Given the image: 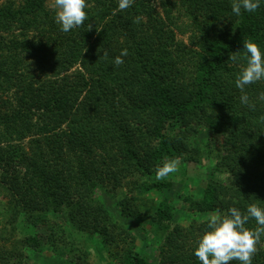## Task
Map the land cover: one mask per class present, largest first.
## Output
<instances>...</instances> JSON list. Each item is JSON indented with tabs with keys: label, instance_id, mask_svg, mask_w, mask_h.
Returning <instances> with one entry per match:
<instances>
[{
	"label": "trees",
	"instance_id": "1",
	"mask_svg": "<svg viewBox=\"0 0 264 264\" xmlns=\"http://www.w3.org/2000/svg\"><path fill=\"white\" fill-rule=\"evenodd\" d=\"M48 1L0 6V188L29 225L46 226L48 212H62L69 228L99 236L102 247L122 243L118 264H154L132 247L127 229L146 219L162 240L159 264H201L194 251L206 221L173 224L166 196L143 218L133 194L171 189L156 179V168L169 158L195 161L186 139L205 130L220 146L216 167L228 183L210 178L201 198L188 200L192 210L264 208V80L244 89L254 110L235 84L246 66L243 42L264 52V0L239 16L232 0H161V15L151 0L126 10L118 0H87L89 19L67 33ZM180 16L190 25L179 26ZM190 26L196 41L188 46L174 29L185 34ZM122 49L128 55L117 67ZM106 182L132 194L119 203L122 224L96 198ZM252 264H264V248Z\"/></svg>",
	"mask_w": 264,
	"mask_h": 264
},
{
	"label": "rangeland",
	"instance_id": "2",
	"mask_svg": "<svg viewBox=\"0 0 264 264\" xmlns=\"http://www.w3.org/2000/svg\"><path fill=\"white\" fill-rule=\"evenodd\" d=\"M6 1L0 0V6ZM11 1L16 5L21 3L20 0ZM160 2L161 0H151L152 6L161 15ZM51 3L53 0L48 1L46 8L56 14L55 10L50 7ZM175 15L179 14L175 12ZM179 19V26L182 23L185 27L187 24L190 25L188 18L180 16ZM179 29L182 28L179 27ZM174 32L176 39L188 46H190L191 40H193L192 43L196 41V32L191 26L185 34H180L178 29H174ZM28 37L31 39L35 36L30 33ZM186 140L189 144L190 154L195 161L181 158L179 170L161 179L162 181H169L172 188L161 192L151 191L133 194L140 198L139 202L136 203L144 207L141 209V213L144 214L143 218L147 214L145 208L157 206L165 196L173 205V224L175 225L185 228L192 221L196 223L207 221L211 214V212L192 210V205L189 206L188 200H199L205 184L212 177L217 182L228 183V176L216 167L222 155L220 146L216 139L207 136L205 130L196 137H187ZM149 180L156 179L149 178ZM95 195L114 220L118 221L119 224L126 221L121 217L119 203L122 199L131 197L132 194L125 189H112L110 183L106 182L96 189ZM10 201V196L0 188V264H118L120 260L118 256L121 255L122 247H125L122 243L102 247L99 236L90 235L87 237L86 234H77L69 228L62 212H48L45 217L46 226H41V223L38 224L39 226L32 225V223L29 225L27 218L21 215L22 213H16L18 208L15 202ZM146 220L149 224L147 221L146 223L129 222L130 225L127 229L135 241L133 245L128 242V247L132 245L149 262L159 264L157 256L161 249L162 240L160 241L153 234L150 230L151 223L148 219ZM32 239L40 245L34 247L31 242ZM259 245L256 254H258L259 248L260 250L264 248V243ZM20 255L22 257H19Z\"/></svg>",
	"mask_w": 264,
	"mask_h": 264
},
{
	"label": "clouds",
	"instance_id": "3",
	"mask_svg": "<svg viewBox=\"0 0 264 264\" xmlns=\"http://www.w3.org/2000/svg\"><path fill=\"white\" fill-rule=\"evenodd\" d=\"M133 2L134 0H118V8L126 10L132 6ZM260 5L261 0H232L231 10L239 16L242 9L255 12ZM50 7L55 10L56 22L65 33L83 27L84 22L89 19L86 11L89 7L87 0H53ZM141 19L137 16L133 22L139 23ZM91 28L92 24L89 23L87 30ZM243 49L246 66L242 67L235 80L236 87L241 93H244L246 86L264 80V52L251 40L243 42ZM237 52H233L229 59L234 62L240 59L236 55ZM127 55L128 50L122 49L113 63L117 67L122 65L124 63L122 57ZM103 56L107 58V50L103 52ZM258 98L264 101V92L260 93ZM240 101L250 109H255V104L250 103L246 93L241 95ZM261 120H264V116ZM180 165L179 157L166 159L162 166L156 168V179L161 180L178 171ZM250 219L255 220L256 227L246 226ZM206 223L207 229L198 239L194 251V255L201 264H231L232 261H238L239 264H252V259L258 251L257 245L264 237V208L257 203H251L247 205L245 212L236 207H230L223 213L218 210L209 215Z\"/></svg>",
	"mask_w": 264,
	"mask_h": 264
}]
</instances>
